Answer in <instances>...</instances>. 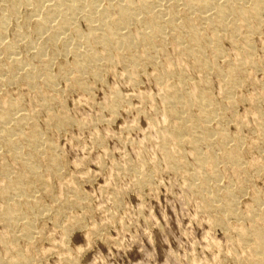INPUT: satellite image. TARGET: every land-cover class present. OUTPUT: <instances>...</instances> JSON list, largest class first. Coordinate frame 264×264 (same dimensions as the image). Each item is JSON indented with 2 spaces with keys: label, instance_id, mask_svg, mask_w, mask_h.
<instances>
[{
  "label": "rangeland",
  "instance_id": "obj_1",
  "mask_svg": "<svg viewBox=\"0 0 264 264\" xmlns=\"http://www.w3.org/2000/svg\"><path fill=\"white\" fill-rule=\"evenodd\" d=\"M7 1L3 0L2 10ZM3 2L0 1V6ZM21 9L25 14L27 9ZM261 17L263 23L252 38L257 63L250 67L247 64L244 68V84L234 90L238 103L234 107L227 106L224 87L214 73L207 80L210 97L224 108L222 127L241 143L239 158L244 167L239 171L230 159H219L226 146H237L236 141L227 145L221 142L212 148L220 160L219 164H209L210 169L206 165L202 171L209 175L216 169L220 174L218 182V179L210 177L207 185H233L236 198L239 199L237 205L240 214L255 212L258 207L255 199L259 197L264 207V134L258 128L264 118V13ZM18 20L23 21L22 18ZM9 22L5 28L8 31H5L6 41L13 38L17 20L11 19ZM77 23L82 33L90 31L83 17ZM33 25V21H30L28 28L23 30L29 32L36 44L40 42L38 45L44 44L47 48L48 53L45 55L50 59L49 68L56 77L57 89L44 87V91L40 90L48 93V96L58 94V98L48 109L38 99L39 89L23 81L1 86L4 90L0 93L6 96L8 92L7 99L19 98L29 113L34 114L36 110L33 117L36 130L44 136V146H49L56 153L55 159L47 154L36 156L37 163L43 166L41 169L46 174L45 180L35 181L34 195L40 198L39 208L33 207L37 215L34 214V222L37 221L34 229L37 231L35 235L33 233L32 239L23 235L24 224L21 223L17 228L7 224L8 216L2 211L4 206L2 208L1 204L5 205L4 201L10 196L2 189L6 180L0 170V234L3 233L5 238L8 235L7 239L14 238L13 242L0 239V264L13 261V264H22L19 258L23 254L31 259L29 264H238L234 255L241 256L246 249L233 243L239 236L228 225L235 220L215 221L216 213L213 209L210 211L202 191L190 188L191 179L187 171L173 168L165 155L160 128L169 131L175 120L164 116L165 103H162L161 98L163 89L162 84L158 82L157 85L156 76L158 72L160 76L163 73L165 75L167 67L172 70L180 64V67L187 64L185 58L180 56L182 54L177 53L173 42L169 40L164 52L155 55L154 63L144 62L138 66V72H131L125 62L116 56L115 61L110 62L111 65L102 68L98 77L85 74L86 77L81 80L85 88L71 87L62 68L73 61L72 52H65L62 44L51 46L45 35L36 33ZM141 29L137 25L133 31ZM22 43L17 48L18 54H22L21 57L28 56L35 48ZM59 45L62 50L56 49ZM51 47H54L55 52ZM221 48L226 56L224 60L218 61V66L227 70L240 48L228 40L222 41ZM207 54L211 56L209 52ZM186 57L190 60L193 58ZM240 57L246 60L247 55L242 53ZM33 62L38 67L40 62L37 59ZM169 65L173 66L169 68ZM186 68L187 78L198 75V69ZM164 77L168 78L167 74ZM169 79L170 83L175 82L174 78ZM191 88L196 90L194 84ZM252 99L256 101V107ZM50 113H53L51 116H66L69 120L60 124L56 120L52 121L51 116L48 117ZM192 114L202 116L198 110H193ZM27 125L24 130L29 133L32 127L28 128ZM210 127L214 136H220V132H217L221 126L217 120L211 122ZM184 149L182 153L185 157L181 156L193 171L198 166L197 162L189 147ZM0 153V164L13 165L14 169H19V163L10 151L8 153L0 148ZM54 160L58 162L53 163ZM47 168L51 169L47 171ZM56 168H59L58 173L52 174ZM197 169L201 170V167ZM10 177L14 179L15 175ZM196 181L198 184L202 182L200 179ZM239 185L242 187L239 188ZM224 196L225 192L222 191L221 197ZM243 223H246L247 228L250 226V220L246 219ZM9 229L13 232L10 233ZM25 256L23 260L27 259Z\"/></svg>",
  "mask_w": 264,
  "mask_h": 264
},
{
  "label": "bare ground",
  "instance_id": "obj_2",
  "mask_svg": "<svg viewBox=\"0 0 264 264\" xmlns=\"http://www.w3.org/2000/svg\"><path fill=\"white\" fill-rule=\"evenodd\" d=\"M0 1L3 2V0ZM5 4L3 10L0 8L3 11L0 17V91L4 90L1 86H5L9 82L23 81L30 87L39 89L37 91L38 99L48 109L54 99L58 98V94L48 96V93H44L43 89L49 87V89L55 90L56 77L49 68L50 59L46 58L47 48L45 49L44 44L38 45L40 42L36 44L30 38L29 32L23 30L25 27L28 28L27 24L30 21H33L36 33L45 35L51 46L62 44L65 52H72L73 61L67 62V67L62 68L71 87L85 88L86 86L81 82L85 74L98 77L102 68L111 65L112 60L115 61L114 57L124 61L131 72H138L140 70L138 66L144 62L154 63L155 55L160 51L164 52V47L169 40L173 42L172 45L176 46L177 53L184 56L180 55L185 58L187 64L183 65L184 67H180V64L176 69L171 68L172 70L167 67L168 78L164 77L166 76L164 73L160 76L157 71L156 83L157 85L158 82L162 84L161 88L163 89L161 98L163 99L162 103H165L164 116L167 115L168 118L175 120L169 131L166 128H160L161 132H159L164 139L163 147L166 158L174 166L171 167L178 171L181 169L184 172L187 171V175L191 179L190 188L194 191H202L203 199L209 203L208 206L211 209L209 210H214L216 213V215L212 214L215 215V221H228L229 218L235 220L229 223L228 228L236 231L239 237H237V241H232L246 249V251L244 250L245 254L234 255L237 258V263L264 264V207L260 204L262 203L260 197L255 199L258 205L255 212L240 214L237 205L239 199L236 198L233 185L230 183L224 187L217 183L215 187L207 185L210 177L218 179V182L220 174L216 169H211L213 172H210L209 175L202 171L206 165L219 164V159H230L239 171L244 167H242L243 161L239 158L241 143L222 127L225 118L224 108L210 97L208 93L210 86H208L207 80L209 75L214 73L218 82L224 87L227 106L234 107L238 103L234 90L244 84V78H242L244 68L247 64L250 67L257 63L254 59L252 38L254 34L258 33V29L263 23L261 15L264 13V0H8ZM3 5L4 2L0 7ZM22 7L27 9L25 14H23L24 11H21ZM82 17L90 29L85 34L81 32L77 23V20ZM19 18H22L23 21H19ZM11 19L17 20L14 24L16 28L13 30V38L6 41L5 31L7 30L5 28ZM137 25L142 29L134 32V26ZM223 40H228L240 48V52H236L237 55L233 62H230L232 65L227 70L218 66V61L226 56L221 48ZM21 43L35 48V51L33 50L29 55L26 53L28 56L21 57L22 54L19 55V50H17ZM53 48L51 47L55 52ZM56 49L62 50L60 45ZM208 52L211 54L210 57ZM58 53L60 52L58 51ZM242 53L247 55L246 60L240 57ZM62 55H64L63 52ZM186 55L193 58L191 60L188 58L189 61ZM36 59L40 62L38 67H36V62H33ZM173 65H169V68ZM186 67L198 69V75L187 78ZM169 78H174L175 82L170 83ZM192 84L196 90H191L194 89L191 88ZM7 95L8 92L6 96L4 93H0V148L7 150L8 153L10 151L14 155L16 162L19 163V169H14L13 165L0 164V170L3 171L4 180H6L2 189H5L6 194L10 196L4 201L5 205L1 204V207L4 206L2 211L8 216V222L7 219L4 221L14 228L19 227L21 223L24 224L23 232H21L24 236L32 239L37 231L34 229V223L37 221L34 222L36 212L33 207L39 208L40 198L34 195L36 193L34 188L37 185L35 181L44 179V174H46L45 170L41 169L43 166L37 163L36 156L47 154L51 156V159H55L56 152L54 153L48 148L49 146H44V136L42 137L41 133L36 130L33 118L36 110L34 109V114L29 113L18 97V99H7ZM252 101L254 100L252 99ZM253 104L255 107L257 106L256 101ZM193 110H198L202 116L192 114ZM51 114L53 113L47 114L48 117ZM50 119L56 120L60 124L69 120L66 116L57 115L51 116ZM214 120H217L221 126L217 132H220V136L213 135L210 124ZM26 125L32 127L29 133L24 130ZM259 125V132L264 134V118L259 122ZM158 127L159 125L157 129ZM232 141H236V148L226 146L218 159L212 148L216 147L218 143L222 142L221 144L227 145ZM185 147H189L192 151L194 155L192 156L201 170L197 169L198 166L193 167V171L189 168L190 166L182 157H185L182 153ZM186 150L188 149L186 148ZM180 151L181 153H179ZM0 154L2 155V153ZM209 166L208 169H210ZM51 168H47V171ZM59 168H56L52 174L58 173ZM12 174L15 175L14 179L10 177ZM199 179L202 181L201 184H198V181L195 182ZM239 186V188L242 187ZM222 191L225 192L224 197H221ZM1 192L3 191L1 190ZM40 212L42 213L41 210ZM246 219L250 220L248 228L245 227L246 223H243ZM9 230L11 231V229ZM2 234H0L1 240H11L10 237L7 239L8 235L5 238ZM12 240L9 242H13ZM24 256L23 254L22 257ZM16 257L18 258V254ZM22 257L19 258L22 264L30 263L31 259L27 258L29 256H25L26 260H23ZM11 263L13 264L14 261Z\"/></svg>",
  "mask_w": 264,
  "mask_h": 264
}]
</instances>
